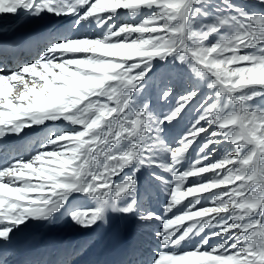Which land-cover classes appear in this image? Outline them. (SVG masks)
<instances>
[{
  "label": "snow or ice",
  "instance_id": "obj_1",
  "mask_svg": "<svg viewBox=\"0 0 264 264\" xmlns=\"http://www.w3.org/2000/svg\"><path fill=\"white\" fill-rule=\"evenodd\" d=\"M2 14L71 22L34 34L14 69L0 59V264L30 221L87 230L109 213L155 226L147 264H264V0H0Z\"/></svg>",
  "mask_w": 264,
  "mask_h": 264
},
{
  "label": "bare ground",
  "instance_id": "obj_2",
  "mask_svg": "<svg viewBox=\"0 0 264 264\" xmlns=\"http://www.w3.org/2000/svg\"><path fill=\"white\" fill-rule=\"evenodd\" d=\"M121 19L125 20L124 17ZM70 22L68 18L56 17L45 23H29L30 25L15 29L13 26V29L9 31L0 27V59L7 57L4 59L6 67L14 69L18 64L31 60L35 55V49L28 45L34 34L56 28L63 31ZM14 55L18 57L17 60L14 64L7 65ZM179 80L180 78H177L174 85ZM174 88L177 92L181 90L177 89L176 85ZM156 103L153 104L156 105ZM157 106L163 107V102ZM195 114L192 113L191 116ZM34 139L33 135L26 137L22 142L28 146L26 153L31 150ZM9 143L14 144L15 141L10 140ZM137 175L141 183L148 178V173L144 170ZM197 179L199 178H189L188 183ZM164 199L165 197L161 195L146 202L144 206L158 213L162 212ZM186 203L185 199L178 207ZM154 231L155 226L145 227L135 216H119L112 213L108 214L106 223H100L87 230L66 219H57L52 223L30 221L27 226H21V230L15 233L10 246L12 250L6 252L5 258L9 264H20L27 260L58 264L59 261L65 259L70 264H147L157 248ZM82 245L84 248H81ZM77 249L80 251H75Z\"/></svg>",
  "mask_w": 264,
  "mask_h": 264
},
{
  "label": "rangeland",
  "instance_id": "obj_3",
  "mask_svg": "<svg viewBox=\"0 0 264 264\" xmlns=\"http://www.w3.org/2000/svg\"><path fill=\"white\" fill-rule=\"evenodd\" d=\"M235 3H242V4H250V3H254L255 0H234ZM252 11H260L259 8H255V9H250ZM2 19L0 21V27L3 28L5 31H9L11 29H13V26H14V29L15 28H19V27H23L25 25H30V24H39V23H45V22H48V21H51L53 20L54 18L56 17H52V16H45L43 19H36L33 23H30L28 22L27 20L25 19H22V18H17L11 14H2L0 15ZM52 18V19H51ZM125 20H128L129 22H132V18L130 17H124ZM41 20V21H40ZM2 23V24H1ZM10 23V24H9ZM17 23V25L15 24ZM19 23V24H18ZM30 23V24H29ZM2 25V26H1ZM17 26V27H15ZM155 69V68H154ZM156 71V69L154 70ZM176 81V80H175ZM174 81V82H175ZM177 89H181L180 91H183L184 90V87H185V81L183 78H180V80L177 82V84H175ZM174 85V87H175ZM183 88V89H182ZM152 97H153V103L156 102V99H155V95H156V89L153 88L152 90ZM157 104V103H156ZM195 114V113H193ZM196 115V114H195ZM195 115H192V116H195Z\"/></svg>",
  "mask_w": 264,
  "mask_h": 264
}]
</instances>
